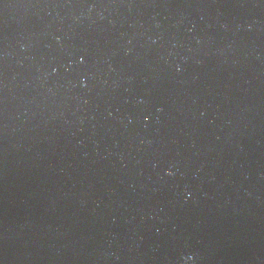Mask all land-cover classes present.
Masks as SVG:
<instances>
[{
	"label": "water",
	"instance_id": "95a60500",
	"mask_svg": "<svg viewBox=\"0 0 264 264\" xmlns=\"http://www.w3.org/2000/svg\"><path fill=\"white\" fill-rule=\"evenodd\" d=\"M0 264H264V0H0Z\"/></svg>",
	"mask_w": 264,
	"mask_h": 264
}]
</instances>
